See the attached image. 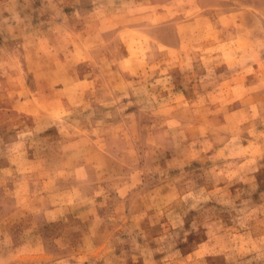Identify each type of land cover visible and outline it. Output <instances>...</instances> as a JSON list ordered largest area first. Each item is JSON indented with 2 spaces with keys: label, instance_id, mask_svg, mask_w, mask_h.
Listing matches in <instances>:
<instances>
[{
  "label": "rangeland",
  "instance_id": "374dc122",
  "mask_svg": "<svg viewBox=\"0 0 264 264\" xmlns=\"http://www.w3.org/2000/svg\"><path fill=\"white\" fill-rule=\"evenodd\" d=\"M0 264H264V0H0Z\"/></svg>",
  "mask_w": 264,
  "mask_h": 264
}]
</instances>
